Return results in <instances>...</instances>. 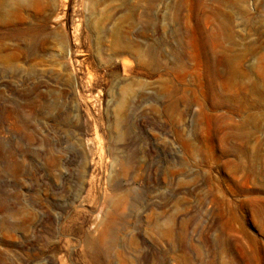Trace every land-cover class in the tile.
<instances>
[{
  "label": "rangeland",
  "instance_id": "374dc122",
  "mask_svg": "<svg viewBox=\"0 0 264 264\" xmlns=\"http://www.w3.org/2000/svg\"><path fill=\"white\" fill-rule=\"evenodd\" d=\"M0 264H264V0H0Z\"/></svg>",
  "mask_w": 264,
  "mask_h": 264
},
{
  "label": "bare ground",
  "instance_id": "6f19581e",
  "mask_svg": "<svg viewBox=\"0 0 264 264\" xmlns=\"http://www.w3.org/2000/svg\"><path fill=\"white\" fill-rule=\"evenodd\" d=\"M104 237H105V235L103 234L102 237L100 238V240L103 239ZM103 241H104V239H103ZM103 241H102V242H103ZM102 242H101V243H102ZM91 246H92V245H91Z\"/></svg>",
  "mask_w": 264,
  "mask_h": 264
}]
</instances>
